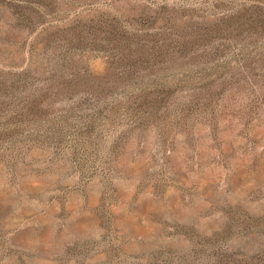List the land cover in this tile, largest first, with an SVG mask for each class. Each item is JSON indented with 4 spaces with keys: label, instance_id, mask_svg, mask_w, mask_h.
<instances>
[{
    "label": "rangeland",
    "instance_id": "1",
    "mask_svg": "<svg viewBox=\"0 0 264 264\" xmlns=\"http://www.w3.org/2000/svg\"><path fill=\"white\" fill-rule=\"evenodd\" d=\"M0 264H264V0H0Z\"/></svg>",
    "mask_w": 264,
    "mask_h": 264
}]
</instances>
